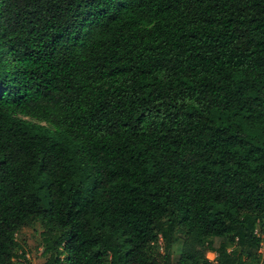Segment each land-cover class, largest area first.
Here are the masks:
<instances>
[{
  "label": "trees",
  "instance_id": "1",
  "mask_svg": "<svg viewBox=\"0 0 264 264\" xmlns=\"http://www.w3.org/2000/svg\"><path fill=\"white\" fill-rule=\"evenodd\" d=\"M35 220L46 264H264V0H0V264Z\"/></svg>",
  "mask_w": 264,
  "mask_h": 264
},
{
  "label": "rangeland",
  "instance_id": "2",
  "mask_svg": "<svg viewBox=\"0 0 264 264\" xmlns=\"http://www.w3.org/2000/svg\"><path fill=\"white\" fill-rule=\"evenodd\" d=\"M47 204V201H46ZM44 224L41 220H35L25 225L17 234V241L21 246L19 264H46L47 257L44 253L43 232ZM183 238H179L174 245V257L176 258L182 250ZM207 258L214 261L216 255L207 253Z\"/></svg>",
  "mask_w": 264,
  "mask_h": 264
}]
</instances>
